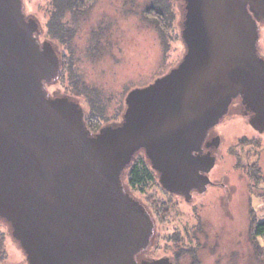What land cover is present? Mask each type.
Segmentation results:
<instances>
[{
  "label": "water",
  "instance_id": "obj_1",
  "mask_svg": "<svg viewBox=\"0 0 264 264\" xmlns=\"http://www.w3.org/2000/svg\"><path fill=\"white\" fill-rule=\"evenodd\" d=\"M178 64L130 90L118 124L91 133L80 105L50 96L60 58L22 0H0V220L27 264H172L137 256L153 222L122 176L143 152L160 187L202 193L215 158L207 133L239 100L264 133V0H180Z\"/></svg>",
  "mask_w": 264,
  "mask_h": 264
},
{
  "label": "rangeland",
  "instance_id": "obj_2",
  "mask_svg": "<svg viewBox=\"0 0 264 264\" xmlns=\"http://www.w3.org/2000/svg\"><path fill=\"white\" fill-rule=\"evenodd\" d=\"M171 1L175 19L166 51L158 39L156 22L148 17L156 10L150 14L145 11L148 5H155V0H95L76 23L67 15L65 21L76 30L75 71L85 85L95 88L106 100L108 122L104 124L121 117L128 91L148 85L181 60L182 2ZM22 2L26 17L39 25L38 41L51 42L58 55L65 54L67 51L47 36V0ZM68 86V82H57L48 88L49 95L66 94L82 100ZM81 102L87 116L89 108ZM231 106L236 109L230 107L214 128L220 142L209 174L214 183L225 184V189L210 186L202 195L177 200L168 198L157 180L145 184L142 191L130 188L124 172L125 190L145 209L150 203L169 204L168 214L162 212L154 220L151 251L143 259L166 256L173 264H264V237L252 235L254 225L264 221V133L253 130L239 100ZM0 234L4 236L5 254L0 264H27L24 252L2 220Z\"/></svg>",
  "mask_w": 264,
  "mask_h": 264
},
{
  "label": "trees",
  "instance_id": "obj_3",
  "mask_svg": "<svg viewBox=\"0 0 264 264\" xmlns=\"http://www.w3.org/2000/svg\"><path fill=\"white\" fill-rule=\"evenodd\" d=\"M94 1L95 0H47L46 11L48 15V20L46 23L47 36L54 40L58 46L60 45L67 51L65 54L59 55V74L51 85L46 86L47 92L48 88L54 86L57 82H68L69 90L74 95L79 96L82 99L79 101H84V103L89 108V112L84 120L87 129L91 133L98 132L102 126L106 125L104 123L108 122L106 120V100L102 98V95L97 90H95V88H90L85 85L80 79L79 75L76 73L73 57V40L76 35V30L69 26L71 23L65 21V19L67 15H69L73 23H76L80 18L81 13H83L85 9H89ZM155 2V5H148L149 7H146L145 11L150 14L151 11L156 10L153 14L154 16L152 15L153 17L150 15L148 17L149 19L156 22L155 30L158 34V39L161 46L163 47V50L166 51L168 48L169 37L172 35L174 26L175 13L173 12V7L175 8V6L171 0H155ZM179 38L182 43L180 28ZM49 43L51 44V42ZM53 48L58 53L57 47L55 46ZM60 96L70 97L66 94ZM119 116L117 119H115L114 124H118L122 120V115L120 118ZM125 171L128 179L127 185L132 189H139L142 191L145 184L154 180H157V183L160 186L157 175L150 167L149 162L143 152H138L134 155ZM252 235L254 238L264 237V221L254 225ZM3 240L4 236L0 234V262L4 261L5 258Z\"/></svg>",
  "mask_w": 264,
  "mask_h": 264
},
{
  "label": "flooded vegetation",
  "instance_id": "obj_4",
  "mask_svg": "<svg viewBox=\"0 0 264 264\" xmlns=\"http://www.w3.org/2000/svg\"><path fill=\"white\" fill-rule=\"evenodd\" d=\"M257 26H258V30H259V38H258V42H257V52H258V54H259V56L264 60V37L262 38V36H261V31H264V20H261V21H257ZM39 38H40V31H39V34L37 35V39L39 40ZM40 42V41H39ZM68 98H70V99H72V100H74V101H76V99H74V98H72V97H68ZM79 105H80V107L83 109V107H82V102H80V101H76ZM234 104V102L231 104V105H233ZM230 105V107H232L233 108V106H231ZM230 107H229V109H230ZM233 109H236V108H233ZM244 109V108H243ZM83 112H84V110H83ZM245 114H247V115H249L248 113H245ZM86 117V113L84 112V118ZM250 117V116H249ZM114 124V123H113ZM250 124V123H249ZM107 125H109V124H107ZM251 126V125H250ZM252 127V126H251ZM214 128L215 127H213L212 129H210L209 130V132L207 133V136H206V138H205V140H204V143H203V145H202V148H201V154H208V155H210V156H213L214 158H215V156H214V151L216 150V148H218V146H219V142H220V138H219V136L214 132ZM254 130V129H253ZM254 131H256V130H254ZM257 132V131H256ZM257 133H259V132H257ZM260 134V133H259ZM215 165V164H214ZM213 169V168H212ZM212 169L208 172V173H202L204 176H206L207 177V179L209 180L208 181V184L205 186V190L202 192V193H200L198 190H193L191 193H190V195H189V197L188 198H185V196H183V195H180V194H172V193H169V192H167V191H165V190H163L161 187H160V189L163 191V193L168 197V198H174V199H180V200H189V199H192V198H194V196H196V195H202V194H204L206 191H207V189H208V187H210V186H219V187H221L222 189H225L226 188V186H225V184H223V183H214L212 180H211V178L209 177V174H210V172L212 171ZM163 204H156V203H150L149 204V208L148 209H145L146 210V212H147V214H148V216L150 217V219L152 220V222H153V234H154V220H156V218H158V217H160V215H161V213L162 212H164V214H166L167 212H168V208H169V204L167 203L166 205L164 204L165 202H162ZM160 206H162V207H164L165 209H163V210H159V208H160ZM168 214V213H167ZM152 242V241H151ZM150 245H151V243H150ZM148 246V248L143 252V253H141L139 256H137V259L138 260H142L143 258H142V256H144V255H146V254H149L150 253V251H151V246ZM163 258H168L169 259V257H166V256H163V257H159V258H149V260H145V259H143V260H145V261H152V260H158V259H163Z\"/></svg>",
  "mask_w": 264,
  "mask_h": 264
}]
</instances>
